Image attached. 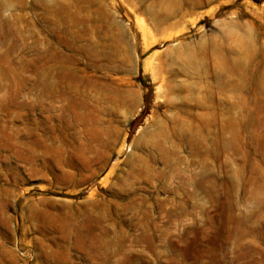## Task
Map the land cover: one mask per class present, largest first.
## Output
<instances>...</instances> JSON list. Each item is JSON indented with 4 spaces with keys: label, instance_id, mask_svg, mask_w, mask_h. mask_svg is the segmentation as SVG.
Here are the masks:
<instances>
[{
    "label": "rangeland",
    "instance_id": "rangeland-1",
    "mask_svg": "<svg viewBox=\"0 0 264 264\" xmlns=\"http://www.w3.org/2000/svg\"><path fill=\"white\" fill-rule=\"evenodd\" d=\"M0 264H264V0H0Z\"/></svg>",
    "mask_w": 264,
    "mask_h": 264
}]
</instances>
